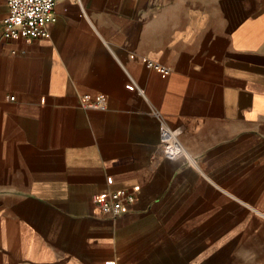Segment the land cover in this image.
I'll use <instances>...</instances> for the list:
<instances>
[{"label":"crops","instance_id":"0c3cea01","mask_svg":"<svg viewBox=\"0 0 264 264\" xmlns=\"http://www.w3.org/2000/svg\"><path fill=\"white\" fill-rule=\"evenodd\" d=\"M54 14L45 39L0 38V264H264V0ZM120 190L136 201L100 216Z\"/></svg>","mask_w":264,"mask_h":264},{"label":"built area","instance_id":"2783aa9c","mask_svg":"<svg viewBox=\"0 0 264 264\" xmlns=\"http://www.w3.org/2000/svg\"><path fill=\"white\" fill-rule=\"evenodd\" d=\"M57 0H7V16L2 21L0 38L11 40L19 37L45 39L49 36L47 26L56 21L54 7ZM161 74L168 73L164 68L149 64ZM13 100L14 97H10ZM81 107L88 110L105 111L107 99L104 94L90 97L81 96ZM159 147L166 158H177L186 155L172 133L164 126L159 129ZM178 153V155H177ZM94 202L100 216L116 218L127 205L136 201V197L125 190L104 196H95Z\"/></svg>","mask_w":264,"mask_h":264},{"label":"clouds","instance_id":"9594fccd","mask_svg":"<svg viewBox=\"0 0 264 264\" xmlns=\"http://www.w3.org/2000/svg\"><path fill=\"white\" fill-rule=\"evenodd\" d=\"M176 131H177V133H179L180 132V129H177ZM177 155H178V153H177Z\"/></svg>","mask_w":264,"mask_h":264}]
</instances>
